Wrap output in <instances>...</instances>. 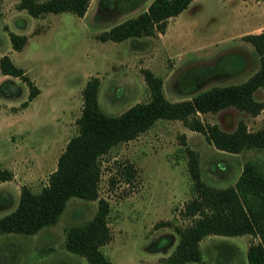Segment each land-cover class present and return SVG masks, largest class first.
I'll return each mask as SVG.
<instances>
[{"label": "rangeland", "instance_id": "obj_1", "mask_svg": "<svg viewBox=\"0 0 264 264\" xmlns=\"http://www.w3.org/2000/svg\"><path fill=\"white\" fill-rule=\"evenodd\" d=\"M18 1L0 0V56L22 68L38 93L29 101V87L20 78L0 73V172L8 175L0 182V217L15 208L21 186L38 191L46 183L76 133L81 89L89 77L99 78L101 110L117 115L149 99L143 69L161 79L167 100L178 101L241 82L258 68L257 54L241 37L264 30L262 1L194 0L168 18L163 33L120 42H101L97 35L136 16L151 0H90L81 17L62 12L36 18L17 9ZM9 32L26 36L20 51L11 48ZM253 97L264 102V86ZM198 117L228 132L239 121L249 131L264 124V111L250 115L234 107ZM185 147L196 153L200 177L209 186L233 185L246 160L264 169V148L220 151L179 120H156L112 147L100 158L98 181L111 237L100 250L111 264H167L178 240L173 227L189 223L181 214L191 197ZM125 165L132 167L127 181ZM96 203L70 198L57 221L38 232L0 235V264H87L65 250L64 230L90 219ZM256 241L249 234L207 235L199 241L200 259L184 264H247L246 249Z\"/></svg>", "mask_w": 264, "mask_h": 264}, {"label": "trees", "instance_id": "obj_2", "mask_svg": "<svg viewBox=\"0 0 264 264\" xmlns=\"http://www.w3.org/2000/svg\"><path fill=\"white\" fill-rule=\"evenodd\" d=\"M89 1L19 0L16 7L34 18L62 12L81 17ZM190 1L151 0L143 11L102 31L97 39L120 42L163 33L168 18L180 13ZM8 37L11 48L20 51L26 36L9 32ZM241 39L251 44L257 54V70L241 82L212 86L188 99L167 100L161 79L143 69L149 99L134 103L117 115H110L103 112L98 104L99 78L89 77L81 89L82 104L75 120L76 133L67 140L56 158L54 170L38 191L20 187L15 208L0 217V235H32L55 223L70 198L96 200V210L90 219L64 230V248L84 258L87 264H111L100 250L111 237L107 226L108 203L98 197V181L100 158L112 147L134 139L156 120L167 119L179 120L189 130L201 133L220 151L236 154L247 149L264 148V124L255 131H249L239 121L235 129L228 132L215 124L204 123L198 117V114L215 113L227 107L250 115L264 111V102L253 97V93L264 86V30L242 35ZM0 73L20 78L29 87V101L38 93V88L32 85L23 69L6 55L0 56ZM184 152L191 180V197L183 203L181 214L189 219V223L184 227H173L178 240L166 258L167 264L198 261L201 257L199 241L211 234H249L256 237L257 241L246 249V261L247 264H264V169L256 161L246 160L233 185L213 187L202 181L196 153L187 147ZM131 172L132 167L125 165L123 174L126 181ZM7 178V173L1 171L0 182ZM160 224L171 225L169 221Z\"/></svg>", "mask_w": 264, "mask_h": 264}, {"label": "crops", "instance_id": "obj_3", "mask_svg": "<svg viewBox=\"0 0 264 264\" xmlns=\"http://www.w3.org/2000/svg\"><path fill=\"white\" fill-rule=\"evenodd\" d=\"M191 1H194V0H191ZM191 1H190V2H191Z\"/></svg>", "mask_w": 264, "mask_h": 264}]
</instances>
